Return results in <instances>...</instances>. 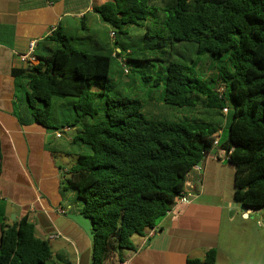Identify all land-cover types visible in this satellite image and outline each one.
Returning <instances> with one entry per match:
<instances>
[{
    "label": "trees",
    "instance_id": "obj_1",
    "mask_svg": "<svg viewBox=\"0 0 264 264\" xmlns=\"http://www.w3.org/2000/svg\"><path fill=\"white\" fill-rule=\"evenodd\" d=\"M93 11L116 34L122 76L133 64L161 61L166 74L155 84L164 87L165 105L199 107L214 116L228 109L224 142L211 117L148 118L139 99L109 94L113 50H84L81 39L61 27L47 38L55 45L49 56L13 70L28 85L27 105L36 123L55 132L78 127L73 141L87 152L69 170L64 189L77 194L81 215L91 223L94 264L135 250L133 237L156 229L184 192L187 175L216 148L217 135L218 148L231 152L235 166L234 201L264 209V0H110ZM137 40L145 45L137 47ZM167 42L197 59H178ZM207 57L216 79L196 72ZM131 74L129 69L126 76ZM54 99L74 100L69 116L55 123ZM52 255L49 240L37 236L27 216L7 223L0 212V264H49ZM217 257L213 249L189 264H216Z\"/></svg>",
    "mask_w": 264,
    "mask_h": 264
},
{
    "label": "crops",
    "instance_id": "obj_2",
    "mask_svg": "<svg viewBox=\"0 0 264 264\" xmlns=\"http://www.w3.org/2000/svg\"><path fill=\"white\" fill-rule=\"evenodd\" d=\"M108 1L0 0V212L7 223L27 216L37 236L49 240L52 264H94L93 235L83 221L82 202L75 192L64 189L69 170L87 150L73 141L78 127L57 138L58 131L33 120L25 95L19 96V89L25 86L27 93L28 85L15 78L13 70L27 69L49 56L55 45L47 38L59 27L64 34L80 38L84 50H113L117 57L121 49L115 46L113 30L93 11ZM33 41L37 61L30 65L21 56L28 54ZM68 102L62 106L64 115L74 100ZM162 110L153 105L157 114ZM209 117L221 126L223 136L227 116L209 113ZM221 152H210L201 162L202 170L193 173L202 183H195V197L189 203L174 206L152 233L134 236L135 250L118 252L103 264H189V260L203 261L213 249L218 251L216 264H246L244 246L231 250L229 242L223 247L222 240L230 232V222L240 215L249 221L260 210L232 207L235 166L221 158ZM61 155H74L75 160L61 162ZM59 209L66 213L60 214Z\"/></svg>",
    "mask_w": 264,
    "mask_h": 264
},
{
    "label": "rangeland",
    "instance_id": "obj_3",
    "mask_svg": "<svg viewBox=\"0 0 264 264\" xmlns=\"http://www.w3.org/2000/svg\"><path fill=\"white\" fill-rule=\"evenodd\" d=\"M128 31L130 33H136L138 30L135 27H129ZM137 47L144 46L145 43L137 40L135 42ZM147 44H151L147 41ZM167 49L171 50L175 57L178 59H192L196 60V56L189 55L182 46L178 43L171 44L167 42ZM152 46V45H151ZM110 49L113 48V43L109 44ZM159 50V49H157ZM150 52V51H149ZM124 56H121L123 59ZM139 58V57H138ZM141 58V57H140ZM151 56H147L142 59H150ZM208 58V57H207ZM201 58L203 63L198 65L196 72L199 76L205 79H216L217 70L215 64L208 58ZM116 62L113 65L111 78H112V91L110 95H123L133 99H139L143 103V113L148 118L167 120V121H177L184 117L206 119L209 117L208 114L204 113L201 109L198 108H178L167 106L162 101V96L164 92L163 85L156 87V78L157 76H165L166 74V63L161 61H145L142 65L139 63L133 64L129 69L131 70V75L122 76V63L119 59L115 60ZM217 61V60H216ZM225 61V58H221L217 61L216 66H220L219 63ZM128 69V70H129ZM143 77H150L151 79L146 82L143 80ZM212 86L211 83L208 84ZM220 86V85H219ZM25 86L19 89V96L25 95L24 103H27V97L25 92ZM69 100H60L54 99L53 103V117L52 122L55 123L56 119H64L69 116L70 112L67 111L66 115L62 113V106L68 104ZM99 101H103L100 99ZM153 105L162 106L163 110L159 114L157 111H153ZM72 106H70L71 109ZM198 110L197 115L195 112ZM201 111V112H199ZM215 112V111H214ZM210 118V117H209ZM90 122V121H89ZM74 135V133H73ZM223 142L228 139V129L226 128L223 136L221 137ZM61 141H66L62 139ZM75 147V145H71ZM70 146V147H71ZM61 162L72 163L75 160L74 155H61ZM78 203V202H77ZM80 205V202L78 203ZM255 214L251 216V220L244 221L239 216L234 222H230L228 225L230 227V232L227 235V238H223L222 245L225 247V243L229 242L231 250H234L235 247L239 249L240 245H243V254L246 257V264H264V209L259 212H254ZM241 214V213H240ZM230 218V217H229ZM83 221L88 223L91 227V223L88 219L83 218ZM227 224V222H226ZM244 231V232H242ZM225 250H228L225 248ZM49 264H52L49 262Z\"/></svg>",
    "mask_w": 264,
    "mask_h": 264
},
{
    "label": "built area",
    "instance_id": "obj_4",
    "mask_svg": "<svg viewBox=\"0 0 264 264\" xmlns=\"http://www.w3.org/2000/svg\"><path fill=\"white\" fill-rule=\"evenodd\" d=\"M111 36L113 39H116V34L115 32H112L111 33ZM35 48H36V43L33 41L31 42L30 46H29V52L28 54L26 55H22L21 56V61L22 62H27L29 63L30 65H32L35 61H37L36 57H35ZM117 59H119L121 61V63H124V60L121 58V57H117ZM33 66V65H32ZM31 67V66H30ZM128 69L125 70V73H128ZM225 115L228 114V109H225L224 112H223ZM71 131V128L70 127H67V128H64V129H61L59 130L57 133H56V137L57 138H62L64 137V135L66 133H69ZM219 140H220V136L217 135L216 136V141H215V146L216 148H214L211 152L214 153V150H222L221 148H218L219 146ZM210 153V152H209ZM208 153V154H209ZM223 157V159L225 160H230V154L231 152H226L225 150H223V152H221ZM207 154V155H208ZM216 154V153H214ZM217 155V154H216ZM202 170V167H201V163L194 166L192 171L187 175V180H186V184H185V188H184V192L182 193L181 196L177 197L175 199V206L178 205V204H185V203H189L190 200L192 198L195 197V183L197 182L199 185H201L202 183V180L200 178L196 179L194 176H193V173L194 172H200ZM60 214H65L66 211L63 210V209H59L58 211ZM154 230L151 231V233L153 232ZM120 264H125V263H120Z\"/></svg>",
    "mask_w": 264,
    "mask_h": 264
},
{
    "label": "water",
    "instance_id": "obj_5",
    "mask_svg": "<svg viewBox=\"0 0 264 264\" xmlns=\"http://www.w3.org/2000/svg\"><path fill=\"white\" fill-rule=\"evenodd\" d=\"M232 207H233V208H238L239 210L244 208V206H243V205H241V204H238V203H235V204H233V206H232ZM231 212L233 213V211H232V210H231Z\"/></svg>",
    "mask_w": 264,
    "mask_h": 264
}]
</instances>
